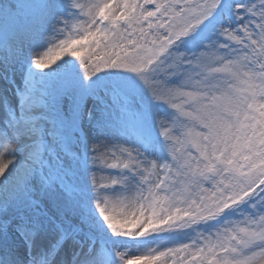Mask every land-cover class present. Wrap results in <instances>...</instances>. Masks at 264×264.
Returning <instances> with one entry per match:
<instances>
[{"label":"snow or ice","instance_id":"1","mask_svg":"<svg viewBox=\"0 0 264 264\" xmlns=\"http://www.w3.org/2000/svg\"><path fill=\"white\" fill-rule=\"evenodd\" d=\"M0 264H264V0H0Z\"/></svg>","mask_w":264,"mask_h":264},{"label":"rangeland","instance_id":"2","mask_svg":"<svg viewBox=\"0 0 264 264\" xmlns=\"http://www.w3.org/2000/svg\"><path fill=\"white\" fill-rule=\"evenodd\" d=\"M57 62H59V61H57Z\"/></svg>","mask_w":264,"mask_h":264}]
</instances>
